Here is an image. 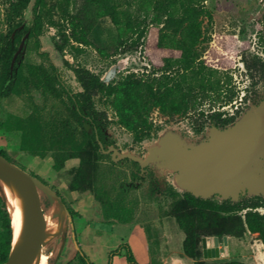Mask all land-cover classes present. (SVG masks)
I'll list each match as a JSON object with an SVG mask.
<instances>
[{"label":"rangeland","instance_id":"rangeland-1","mask_svg":"<svg viewBox=\"0 0 264 264\" xmlns=\"http://www.w3.org/2000/svg\"><path fill=\"white\" fill-rule=\"evenodd\" d=\"M33 1L22 18L26 27L32 24ZM193 1L202 11L196 49L208 59V50L216 49L233 65L239 88L249 86L251 83L244 76L240 58L252 54L264 58V0ZM8 2L0 0V46L8 30L5 21ZM142 2L133 0L130 9L136 11ZM122 6L128 5L123 3ZM69 10L84 20L89 31L88 46L80 47L81 52L69 47L63 52L57 51L54 47L55 43H60L57 29L45 23L39 42L40 51L47 52L48 56H39L35 40L27 37L16 55L22 64H54L64 88L70 93L81 91L73 71L77 66L97 74L105 83L117 81L128 73L140 75L149 71L142 43L120 47L115 26L109 17L98 15L94 5L85 0H71ZM54 18L58 19V15ZM219 42L227 44V49ZM254 90L256 95L247 111L264 104V79L257 81ZM63 97L66 101L67 96ZM94 102L95 109L103 112L109 122L102 138L98 139L97 150L84 135L83 128L69 117L63 103L53 96L31 89L30 93L10 95L0 102V151H4L13 164L50 186L63 199L71 215L67 232L41 249L47 255L46 264H82L79 252L84 253L91 264H133L128 260L129 255L137 264L178 262L183 256L184 233L171 216L173 199L168 193L174 190L182 196L187 192L176 186L171 170L156 163L141 166L126 155L144 159L166 140H172L177 147L191 148L206 141L213 127L197 134L190 117L168 118L154 110L150 119L160 131L153 138L136 143L131 133L118 124L109 99L95 97ZM233 109L225 107L229 112ZM30 116L40 125V134L34 140ZM84 128L91 130L87 124ZM61 137H71L73 144L80 146L79 158L63 159V154L56 150ZM55 158L59 164L64 162L59 170L53 169ZM258 166L264 169V155H259ZM244 196L240 193L237 199ZM212 198L221 201L218 196ZM116 206H123L127 212V223H121L113 214L106 216L108 209ZM41 208L46 223L53 225L55 221L47 222V218L57 206L50 205L42 195ZM116 214L121 218V208ZM231 257L241 258L245 264H264V247L258 235L247 233L246 239H232L228 257L204 261L210 264ZM190 262L188 264H194V260Z\"/></svg>","mask_w":264,"mask_h":264},{"label":"trees","instance_id":"trees-1","mask_svg":"<svg viewBox=\"0 0 264 264\" xmlns=\"http://www.w3.org/2000/svg\"><path fill=\"white\" fill-rule=\"evenodd\" d=\"M31 1L9 0L5 11L8 30L0 46V102L10 95L30 93L31 89L44 96H53L63 103L69 117L83 128L84 135L96 150L98 139L102 138L109 122L103 112L95 109V97L109 99L118 124L139 143L160 131L150 119L154 110L168 118L190 117L192 129L197 134L208 127L232 125L249 109V103L256 95V83L264 79V58L258 54L240 58L244 76L251 83L244 89L237 85L233 65L220 52L210 49L209 59L202 56L196 49L200 41L198 19L202 11L193 0H142L141 8L136 11L130 9L133 0H85L95 6L98 15L110 18L118 32L120 47L142 43L150 69L140 75L128 73L117 81L105 83L97 74L77 66L73 71L81 91L70 93L64 88L54 64H22L15 54L23 36L28 34L35 40L38 55L48 56L47 52L40 51L39 42L45 23L57 29L60 41L54 44L57 51L63 52L69 47L81 52L80 47L89 44L88 28L80 16L70 12L71 0H34L32 24L26 27L22 18ZM123 3L128 6L124 8ZM55 14L58 19L54 18ZM219 43L227 49V44ZM210 60L215 61L214 64ZM63 95L67 96L66 101ZM225 107L234 109L229 112ZM29 120L34 140L40 134V125L33 116ZM85 124L92 133L84 128ZM56 150L65 160L79 158L80 146L74 145L71 137H61ZM0 155L11 162L4 151H0ZM63 166L64 162L59 164L55 158L53 169L59 170ZM168 194L173 199L171 216L184 233L183 255L194 260V264H206L201 251L204 237L222 240L226 236L243 238L247 233H255L264 247V213L260 211L264 210V197L244 196L239 200L219 201L197 198L189 193L180 196L174 190H169ZM120 208L121 218L116 214ZM108 211L107 217L113 214L121 223L129 221L123 206ZM11 247V218L0 197V264L7 260ZM79 254L82 264H91L84 253ZM128 260L137 264L130 255ZM210 264L243 263L231 259Z\"/></svg>","mask_w":264,"mask_h":264},{"label":"water","instance_id":"water-1","mask_svg":"<svg viewBox=\"0 0 264 264\" xmlns=\"http://www.w3.org/2000/svg\"><path fill=\"white\" fill-rule=\"evenodd\" d=\"M27 37L28 34L23 37L15 55ZM251 112L247 111L227 127H213L208 139L194 147H177L172 140H166L162 147L150 151L144 159L126 156L141 166L156 163L171 170L176 186L197 198L218 196L221 200H239L237 197L240 193L264 197V169L262 171L257 167L259 155L254 146L264 133V115L250 114ZM260 144L264 150V143ZM239 182L246 186L236 198L222 195L226 188ZM4 186L15 198L22 227L16 244H12L3 264H33L38 251L67 232L72 222L70 212L62 198L50 186L0 155V197L6 204ZM42 195L50 205L57 206L56 211L47 218V222L55 221L53 225L48 224L53 229L46 232L43 230ZM223 240L226 245V237ZM209 244L211 247H208ZM201 246L205 259H217L223 255L219 251L218 237L202 238ZM62 247L63 244L61 249ZM75 247L77 248L76 244Z\"/></svg>","mask_w":264,"mask_h":264},{"label":"bare ground","instance_id":"bare-ground-1","mask_svg":"<svg viewBox=\"0 0 264 264\" xmlns=\"http://www.w3.org/2000/svg\"><path fill=\"white\" fill-rule=\"evenodd\" d=\"M258 113L264 115V104L258 108H253V110L250 114H258ZM256 141L257 142L254 144V146L256 148L258 155H260V156L264 155V150L260 146L261 145L260 142L264 143V133L262 135V138L261 139L259 138V140H256ZM164 144H165V142L161 143L159 146L162 147ZM188 147H189V145H188ZM257 167L259 169H261L259 166H257ZM245 186L246 185H244L243 183H240V182L239 183H233L232 185H230L228 188H226L224 190L222 195L224 197L236 198L238 196V194L241 192L242 188H244ZM3 194L6 196V199H7L6 206H7V210L10 214V217H11V228H12V232H13L12 244L15 245L20 234H21L22 218H21V215L19 213V209H18V206L16 204L15 198L6 186H4ZM51 229H53V227L46 224L45 221L43 220V230L46 232V231L51 230ZM47 259H48L47 255L40 250L37 252L35 259L33 261V264H46V262H48Z\"/></svg>","mask_w":264,"mask_h":264},{"label":"crops","instance_id":"crops-1","mask_svg":"<svg viewBox=\"0 0 264 264\" xmlns=\"http://www.w3.org/2000/svg\"><path fill=\"white\" fill-rule=\"evenodd\" d=\"M246 239V235L243 238H238V239ZM232 239H236L235 237H231V236H226V245H224V240H219V251L223 254L222 256L224 257H228L230 255V241ZM208 247H211V244L208 245ZM201 251H202V246H201ZM183 255V253H182ZM231 259H236L238 261H241L243 264H245L241 258L238 257H231ZM229 259V260H231ZM192 259L188 258L187 256L183 255L182 257H179V259H177L178 262H174V260H172L173 262L170 264H188L191 263ZM203 260H206L205 258H203ZM189 261V262H188ZM193 261V260H192Z\"/></svg>","mask_w":264,"mask_h":264},{"label":"flooded vegetation","instance_id":"flooded-vegetation-1","mask_svg":"<svg viewBox=\"0 0 264 264\" xmlns=\"http://www.w3.org/2000/svg\"><path fill=\"white\" fill-rule=\"evenodd\" d=\"M23 39V38H22ZM22 41V40H21Z\"/></svg>","mask_w":264,"mask_h":264}]
</instances>
